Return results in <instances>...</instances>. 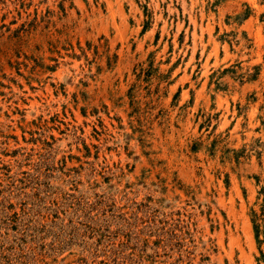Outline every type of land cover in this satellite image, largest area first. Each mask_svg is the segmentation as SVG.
Masks as SVG:
<instances>
[{
  "label": "rangeland",
  "instance_id": "rangeland-1",
  "mask_svg": "<svg viewBox=\"0 0 264 264\" xmlns=\"http://www.w3.org/2000/svg\"><path fill=\"white\" fill-rule=\"evenodd\" d=\"M0 264H264V0H0Z\"/></svg>",
  "mask_w": 264,
  "mask_h": 264
},
{
  "label": "trees",
  "instance_id": "trees-1",
  "mask_svg": "<svg viewBox=\"0 0 264 264\" xmlns=\"http://www.w3.org/2000/svg\"><path fill=\"white\" fill-rule=\"evenodd\" d=\"M256 228H257V234H258V227L256 226Z\"/></svg>",
  "mask_w": 264,
  "mask_h": 264
}]
</instances>
